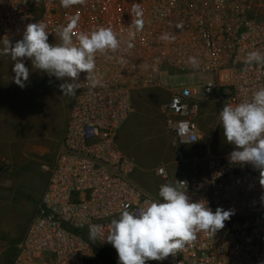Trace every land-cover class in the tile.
<instances>
[{
    "label": "built area",
    "instance_id": "1",
    "mask_svg": "<svg viewBox=\"0 0 264 264\" xmlns=\"http://www.w3.org/2000/svg\"><path fill=\"white\" fill-rule=\"evenodd\" d=\"M73 18L74 42L79 33L103 26L117 34L120 46L97 53L92 77L81 72L75 96H68L56 150L39 165L44 187L8 264H86L95 245L106 242L112 219L139 207L146 194L158 193L167 180L164 166L154 169L161 180L156 191L143 190L132 179L134 161L116 143L134 90L159 85L165 70L208 75L200 92L183 86L160 105L175 159L182 161L180 147L200 139L202 103L214 105L212 129H223V105L250 99L264 87V65L243 63L251 51L264 53V0H85L68 8L60 0H0V44L22 39L26 26L38 21L59 39L57 28ZM229 154L205 149L201 175L178 179L187 182L193 201L205 200L213 212L233 211L224 228L213 237L199 233L176 255L146 264H264L260 172L251 164L230 163ZM90 225L101 226L96 240L89 238ZM112 259L118 264L115 249Z\"/></svg>",
    "mask_w": 264,
    "mask_h": 264
},
{
    "label": "rangeland",
    "instance_id": "2",
    "mask_svg": "<svg viewBox=\"0 0 264 264\" xmlns=\"http://www.w3.org/2000/svg\"><path fill=\"white\" fill-rule=\"evenodd\" d=\"M59 42L58 38L49 37L50 44ZM24 63L30 75L21 88L13 80L14 61L10 56L0 55V65H7L1 77L9 80L7 85L0 86V264L9 263L36 209L46 181L39 165L56 150L69 103L59 87L63 80L33 69L29 59ZM208 78L205 74L165 70L160 74L159 85L133 91L131 111L117 132L116 143L134 161L132 179L143 190L156 191L161 180L154 175V169L159 165L165 168V183H174L179 178L201 175L203 167L199 158L205 149L213 154L234 150V145L226 142L223 129H212L214 105L202 103L203 117L198 119L200 139L196 144L182 145L184 158L175 159L172 136L165 128L160 105L172 91L183 86H194L200 92L199 84ZM114 249L107 242L103 246L95 245L93 256L86 264H115Z\"/></svg>",
    "mask_w": 264,
    "mask_h": 264
},
{
    "label": "clouds",
    "instance_id": "3",
    "mask_svg": "<svg viewBox=\"0 0 264 264\" xmlns=\"http://www.w3.org/2000/svg\"><path fill=\"white\" fill-rule=\"evenodd\" d=\"M84 3L85 0H60L64 8ZM77 22L73 18L69 24L58 27L56 35L60 42L55 44L49 43L47 25L42 21L28 24L22 39L14 45L8 39L2 40L0 55L14 61L13 80L18 86L23 88L29 79L30 69L24 63L29 59L33 69L64 81L59 85L64 96H75L80 73H86V79L92 77L96 54L119 48L117 34L103 26L90 33H79L78 42H74ZM140 27L142 24L137 22V28ZM189 63L193 68L199 67L195 57H189ZM243 63L245 67L264 65V53L251 51ZM218 115L226 142L234 145L228 157L230 163L251 164L260 172L264 186V87L254 90L250 99L235 105L224 104ZM186 185V181L178 180L164 183L155 196L146 194L139 207L132 211L125 208L110 221L106 242L115 248L118 264L162 261L195 241L197 234L213 237L224 228L233 211L218 207L213 212L205 200L193 201L186 193ZM101 234V226H89L90 239L96 240Z\"/></svg>",
    "mask_w": 264,
    "mask_h": 264
},
{
    "label": "crops",
    "instance_id": "4",
    "mask_svg": "<svg viewBox=\"0 0 264 264\" xmlns=\"http://www.w3.org/2000/svg\"><path fill=\"white\" fill-rule=\"evenodd\" d=\"M7 69V65H0V86L7 85L9 80L7 78L1 77V73ZM64 126V125H63ZM44 187V186H43Z\"/></svg>",
    "mask_w": 264,
    "mask_h": 264
}]
</instances>
